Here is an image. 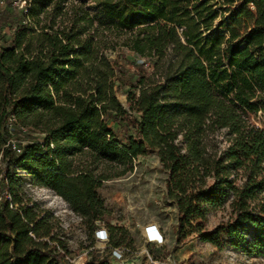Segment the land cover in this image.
I'll return each mask as SVG.
<instances>
[{"label":"trees","instance_id":"16d2710c","mask_svg":"<svg viewBox=\"0 0 264 264\" xmlns=\"http://www.w3.org/2000/svg\"><path fill=\"white\" fill-rule=\"evenodd\" d=\"M62 1L31 0L28 24H16L0 46L5 168L12 163L52 189L91 234L104 213L94 192L102 178L71 159L128 165L154 154L177 237L192 232L216 248L264 258V129L251 124L264 117V0H92V13L69 14ZM49 5L58 14L40 24ZM59 16L66 22L57 26ZM105 31L122 37L136 59L154 60L150 73L137 61L130 73L109 61ZM115 84L125 89L123 105ZM8 115L42 139L13 154L4 146ZM1 172V193L10 195ZM16 203L0 202V264H64L62 243L38 241H52L44 218L9 208ZM225 205L227 221L205 231L207 214ZM105 228L109 247H128L125 230Z\"/></svg>","mask_w":264,"mask_h":264},{"label":"rangeland","instance_id":"374dc122","mask_svg":"<svg viewBox=\"0 0 264 264\" xmlns=\"http://www.w3.org/2000/svg\"><path fill=\"white\" fill-rule=\"evenodd\" d=\"M55 1V0H54ZM57 2V1H56ZM31 0H0V46H6L11 34L18 23L28 24L24 14ZM60 5L69 14L82 7L92 13V0H63ZM46 9V15L39 16L40 24L47 23L58 14L57 10ZM64 12V11H63ZM65 24L66 17L59 16L55 19L57 26ZM63 24V25H64ZM93 26H96L95 24ZM99 31V30H98ZM114 33L103 32L106 49L103 54L109 61L116 62L123 71L133 72L132 63L143 64V68L150 73L149 66L154 60L136 59L125 47L122 46V37ZM115 95L123 105L125 89L117 84L114 86ZM15 120V119H14ZM251 124L259 129H264V117L257 115L251 119ZM112 129L115 125L109 123ZM22 129V130H21ZM11 140L20 146L42 139V135L31 128L20 127L16 121L12 124ZM220 149L225 148L221 136ZM9 160V159H8ZM76 167L89 166L94 178L99 180L94 192L96 198L102 203L104 213L100 217V225L121 228L127 233L126 243L130 254L126 255L132 264H145V254L152 260L159 262L168 258L175 264H264V258L248 256L228 246L214 247L198 241L194 233H187L179 238L175 235L176 211L173 205L164 198L165 172L160 168L154 154L148 153L131 160L128 165L114 163L90 164V159L84 155L72 159ZM6 161L0 156V172L6 170L10 195L14 196L16 204H10L11 209L31 208L37 219L43 217L44 223L49 227V237L38 241L49 246L62 243L68 254L67 258H74L75 263L86 262L91 257L98 259L107 256L105 246L94 243L87 230L85 220L72 211L70 205L52 189L35 184L28 174L12 163L5 168ZM0 190V195H1ZM229 208L227 205L210 211L206 216L204 230L209 231L215 225L227 221ZM148 224H155L163 233L164 244L160 247L147 245L143 242L142 229ZM106 229V228H105ZM85 261H83L84 258Z\"/></svg>","mask_w":264,"mask_h":264},{"label":"built area","instance_id":"2783aa9c","mask_svg":"<svg viewBox=\"0 0 264 264\" xmlns=\"http://www.w3.org/2000/svg\"><path fill=\"white\" fill-rule=\"evenodd\" d=\"M14 122L15 120L13 116L8 115L6 117L5 128L8 134L12 132V124ZM4 146L7 147L15 155L19 154L21 151V148L23 147V146L18 145L16 142L11 140L10 138L6 140ZM1 174L2 172H0V178H1ZM0 202H6V203L10 202L8 198V193L6 191L0 195ZM91 238L94 243L102 244L105 246V249L107 252L106 258L109 264H132L131 262H128L126 259V255L131 253V251L128 248L126 247L111 248L108 246V235H107L106 229L105 227L100 225L99 222L94 223V229L92 231ZM142 238H143V242L147 245L160 247L164 244L163 233L155 224H148L143 227ZM85 259L87 258L85 257L83 261H85ZM75 261L76 260H74V258H67L66 256L64 259V264H76ZM83 263L85 262H79L77 264H83ZM145 264H175V263L171 262L168 258L164 259L161 262L154 260V259L152 260L147 254H145Z\"/></svg>","mask_w":264,"mask_h":264}]
</instances>
